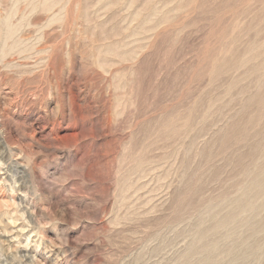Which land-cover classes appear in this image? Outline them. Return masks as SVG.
I'll return each instance as SVG.
<instances>
[{"label": "rangeland", "instance_id": "374dc122", "mask_svg": "<svg viewBox=\"0 0 264 264\" xmlns=\"http://www.w3.org/2000/svg\"><path fill=\"white\" fill-rule=\"evenodd\" d=\"M263 168L264 0H0V264H264Z\"/></svg>", "mask_w": 264, "mask_h": 264}, {"label": "bare ground", "instance_id": "6f19581e", "mask_svg": "<svg viewBox=\"0 0 264 264\" xmlns=\"http://www.w3.org/2000/svg\"><path fill=\"white\" fill-rule=\"evenodd\" d=\"M263 169H264V168H263ZM263 173H264V172H263ZM263 178H264V177H263ZM256 180H257V179H256ZM261 180H263V179H261ZM261 180H260V181H261ZM262 182H264V181H262ZM262 182H261V184L264 185ZM255 184H256V183H255ZM258 184H259V183H258ZM261 184H259V185L261 186ZM259 185H257L258 188H259ZM254 187H255V186H254ZM261 187H262V189H263V186H261ZM261 187H260V189H261ZM258 188H257V189H258ZM262 189H261V190H262ZM259 194H260V193H259Z\"/></svg>", "mask_w": 264, "mask_h": 264}]
</instances>
